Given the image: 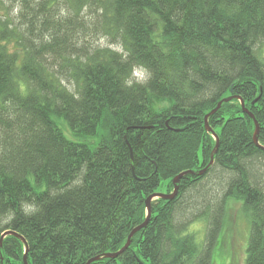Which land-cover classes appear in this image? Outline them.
<instances>
[{"label":"trees","instance_id":"16d2710c","mask_svg":"<svg viewBox=\"0 0 264 264\" xmlns=\"http://www.w3.org/2000/svg\"><path fill=\"white\" fill-rule=\"evenodd\" d=\"M254 120L264 147V0H0V236L26 245L4 237L0 264L118 252L147 197L208 165L213 133L212 166L91 264H212L230 199L250 217L245 264H264Z\"/></svg>","mask_w":264,"mask_h":264},{"label":"rangeland","instance_id":"374dc122","mask_svg":"<svg viewBox=\"0 0 264 264\" xmlns=\"http://www.w3.org/2000/svg\"><path fill=\"white\" fill-rule=\"evenodd\" d=\"M10 6V5H9ZM14 6H10L9 14L15 16ZM12 16V17H13ZM101 46H105V42H100ZM116 49V47H113ZM119 50V48H117ZM143 76H137L136 80L141 82ZM55 121L64 135L68 139L76 140L69 132L65 122L61 119ZM93 143L92 141H89ZM158 193H165L164 186H159ZM226 217L224 218L219 238L212 253V264H245V251L248 241L250 229V217L242 209L241 201L229 200L227 203ZM205 222H194L190 228L191 233L195 236L196 242L199 244L203 241L205 235Z\"/></svg>","mask_w":264,"mask_h":264},{"label":"water","instance_id":"95a60500","mask_svg":"<svg viewBox=\"0 0 264 264\" xmlns=\"http://www.w3.org/2000/svg\"><path fill=\"white\" fill-rule=\"evenodd\" d=\"M237 99V97L233 96V97H228L227 99L224 98L222 99L220 102H218L217 106L211 111L209 112L208 114L205 115L204 117V127L206 129L207 132L211 133V128L209 127L208 125V118L214 114L217 109L220 108V106L222 105V103H227L229 101H231L232 99ZM239 102H240V105H241V109L243 110V112L247 113L246 109H243L245 108L244 107V103L242 101V99L238 98ZM249 116L251 117V119H253V116L249 114ZM258 132H259V126L257 124V122L254 120V133H253V142L254 144L261 148L262 150H264V147L260 146L258 144ZM212 137L214 138L215 140V146H214V149L213 151L211 152V155H210V161L209 163H207L208 165L203 168L202 170H200L199 172H193V171H186V172H183L181 174H179L178 176H176L174 179H172V192L170 193H154L152 195H150L149 197H147V199L145 200V208H146V218L144 219V222L142 224H140L138 227H135L133 230H131L130 234L128 235L127 237V240H126V243L125 245L120 249L118 250V252H115V253H107V254H104L103 256H97V257H94V258H91L90 260H88L86 262V264H91L92 262H97L99 260H101L102 258H116L118 257L119 255L122 254V252H124L131 244V239L133 238V236L139 231L141 230L142 228H144L147 223H148V219L150 218V215H151V202L155 199H162V200H172L178 193V184H179V181L180 179L183 177V176H186V175H197V176H201L203 175L213 164V156L215 155V152H217V149H218V136L216 134H212ZM8 235H11V236H14L18 239L21 240V242L24 243L25 245V241L22 237H20L18 234H16L15 232L13 231H6L4 232L1 236H0V247H1V242L3 240L4 237L8 236ZM26 246V245H25ZM24 246V247H25ZM26 253H27V247L24 248V256L22 257L23 258V264H27L26 262Z\"/></svg>","mask_w":264,"mask_h":264}]
</instances>
